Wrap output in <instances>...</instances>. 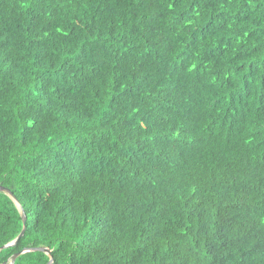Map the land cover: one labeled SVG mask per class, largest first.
Segmentation results:
<instances>
[{"label": "trees", "instance_id": "1", "mask_svg": "<svg viewBox=\"0 0 264 264\" xmlns=\"http://www.w3.org/2000/svg\"><path fill=\"white\" fill-rule=\"evenodd\" d=\"M0 184V264H264V0H0Z\"/></svg>", "mask_w": 264, "mask_h": 264}, {"label": "water", "instance_id": "2", "mask_svg": "<svg viewBox=\"0 0 264 264\" xmlns=\"http://www.w3.org/2000/svg\"><path fill=\"white\" fill-rule=\"evenodd\" d=\"M0 192H5L6 194H8L16 203V205L18 206L21 215H22V223H23V227L21 232L10 242H8L7 244L3 245L2 247H0V250L3 248H6L8 246H12L18 243V241L24 236L26 229H27V217L26 214L24 212L23 207L19 204V201L17 200L16 196L14 195V193L8 188L5 187L4 185L0 184ZM29 251H42L45 252L46 254L49 255L50 257V261L48 262V264H52L53 262V254H52V249H50L49 247H45V246H39V247H32V248H24L19 252H16L12 258L10 259V264H13L15 262V260L22 254L29 252Z\"/></svg>", "mask_w": 264, "mask_h": 264}]
</instances>
